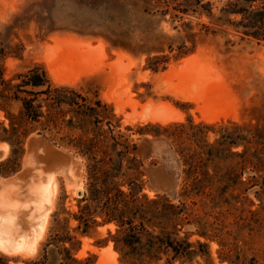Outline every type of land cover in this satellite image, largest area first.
<instances>
[{
	"label": "rangeland",
	"instance_id": "rangeland-1",
	"mask_svg": "<svg viewBox=\"0 0 264 264\" xmlns=\"http://www.w3.org/2000/svg\"><path fill=\"white\" fill-rule=\"evenodd\" d=\"M123 1L132 9V3L140 7L143 2ZM212 1L218 14L224 0ZM175 4L159 1L162 16L130 11L121 25L111 9L78 0H0V50L19 53L4 59L5 78H14L13 84L17 74L41 66L52 84L111 104L122 131L147 122L187 123L189 118L213 124L215 130L243 125L264 133V42L241 39L231 26L216 24L205 14H182ZM180 50L188 52L178 55ZM155 56L168 57L164 70L148 68V58ZM4 105L12 116L19 115V102ZM5 114L0 109V119L8 124ZM28 126L34 131L23 142L18 169L0 174V253L8 256V264H22L41 259L56 246L78 259L93 254L94 264H124L112 243L103 241L114 232V223L84 232L74 218L86 190V162L65 142L79 130L62 125L44 136L38 133L40 123ZM138 137L131 133L141 145ZM217 137L209 131L205 140ZM175 149L154 141L149 156L144 148L135 152L145 169L142 193L149 198L166 194L185 212L182 217L194 224L190 239L208 245L212 264H250L252 259L264 264V191L250 186L253 171L241 173L248 184L228 189L222 197L217 190L185 197L180 195L181 154ZM51 150L67 158H53ZM10 155V146L0 143V161Z\"/></svg>",
	"mask_w": 264,
	"mask_h": 264
},
{
	"label": "trees",
	"instance_id": "trees-1",
	"mask_svg": "<svg viewBox=\"0 0 264 264\" xmlns=\"http://www.w3.org/2000/svg\"><path fill=\"white\" fill-rule=\"evenodd\" d=\"M159 1L143 0L140 7L134 2L133 9L123 0H78V3L109 8L122 25L133 10L164 15L159 10ZM171 1L182 14H205L214 18L216 24L231 26L241 39L264 42V0H224L218 14L213 11L212 0ZM207 31L215 34L218 29ZM108 40L114 46L124 45L118 40ZM187 52L180 50L178 55ZM9 55L19 53L0 50V109L6 111L8 119V124L0 119V143H7L11 149V155L0 161V174L8 175L18 169L23 142L34 131L28 124L40 123L38 133L44 136L51 128L62 125L79 130L65 142L86 162V190L74 214L78 227L86 232L92 226L114 223V232H109L103 241L112 243L118 260L124 264H212L208 245L190 239L189 227L194 224L182 217L185 212L166 194L149 198L142 193L141 177L145 169L135 152L144 148L149 156L154 141L165 142L174 152L177 147L183 167L180 195L185 197L209 195L213 190L222 197L228 189L248 184L240 179L247 168L253 171L250 186L264 191V133L243 125H221L215 130L213 124L193 123L189 118L187 123L147 122L135 129L126 126L122 131L111 104L97 97L91 99L71 86L52 84L41 66L17 74V82L12 84L14 78L6 79L4 75L3 61ZM147 62L153 71L164 70L168 57H149ZM9 101L20 103L17 117L6 110L4 104ZM209 131L218 134L212 142L205 140ZM131 133L139 136L141 145L131 138ZM49 136L54 143L61 144L53 135ZM237 147L242 149L235 150ZM65 239L70 241L68 237ZM55 248L60 257L56 264L95 263L93 254L78 259L66 248ZM53 255L57 259L55 250ZM252 260L250 264H257ZM0 264H8V256L0 253ZM22 264L53 263L44 253L41 259H26Z\"/></svg>",
	"mask_w": 264,
	"mask_h": 264
},
{
	"label": "water",
	"instance_id": "water-1",
	"mask_svg": "<svg viewBox=\"0 0 264 264\" xmlns=\"http://www.w3.org/2000/svg\"><path fill=\"white\" fill-rule=\"evenodd\" d=\"M50 156L53 157V158H63V159H66V158H67L63 153H60V152H57V151H53V150H51V152H50ZM54 250L57 251V249H56L55 247H53V246H50V247L47 249V259H48V261H49L50 263L56 264V263L59 261L60 257L57 258V259H55V258H54V257H55L54 255L51 256V253H52ZM57 252H58V251H57ZM58 255H59V253H58Z\"/></svg>",
	"mask_w": 264,
	"mask_h": 264
},
{
	"label": "bare ground",
	"instance_id": "bare-ground-1",
	"mask_svg": "<svg viewBox=\"0 0 264 264\" xmlns=\"http://www.w3.org/2000/svg\"><path fill=\"white\" fill-rule=\"evenodd\" d=\"M58 49H59V48H58ZM59 51H60V55H59V56H60L61 58H64V56L66 55V52L62 49V47L60 48ZM53 61H54V60H53ZM52 65H53V64H52ZM63 66H64V65H63ZM65 66L68 67L67 65H65ZM57 67H58V66H57ZM66 67H64V68H66ZM61 69H62V68H61ZM55 70H57V69H55ZM120 70H121V68H120ZM57 71H58V70H57ZM57 71H56V73H59V72H60V70H59V72H57ZM63 71H64V70H63ZM63 71L61 70V72H63ZM123 71H124V70H123ZM46 195H47V194H46ZM109 249H110V248H109ZM103 252H104V251H103ZM110 252H113V253L115 254L114 251H111V250H110ZM113 253H111V254L113 255ZM112 255H111V256H112Z\"/></svg>",
	"mask_w": 264,
	"mask_h": 264
}]
</instances>
